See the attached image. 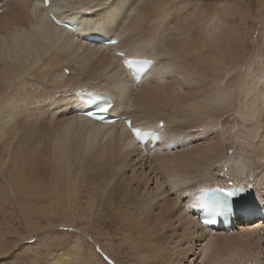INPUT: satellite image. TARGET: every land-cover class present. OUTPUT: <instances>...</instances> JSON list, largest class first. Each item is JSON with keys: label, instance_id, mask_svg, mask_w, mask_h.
I'll use <instances>...</instances> for the list:
<instances>
[{"label": "bare ground", "instance_id": "obj_1", "mask_svg": "<svg viewBox=\"0 0 264 264\" xmlns=\"http://www.w3.org/2000/svg\"><path fill=\"white\" fill-rule=\"evenodd\" d=\"M59 4L66 34L42 15ZM0 9V264H264L254 212L222 232L189 211L201 189L250 185L264 213V0ZM116 53L155 64L135 84ZM85 87L159 145L76 117Z\"/></svg>", "mask_w": 264, "mask_h": 264}, {"label": "snow or ice", "instance_id": "obj_2", "mask_svg": "<svg viewBox=\"0 0 264 264\" xmlns=\"http://www.w3.org/2000/svg\"><path fill=\"white\" fill-rule=\"evenodd\" d=\"M48 0H45V3H47ZM112 43H115V41H112ZM120 55H124L123 53H120ZM129 68H132L135 64H148L151 65L154 62L150 60H144V61H137L135 59H125L123 61ZM141 69H137V71H140ZM110 102L107 103V106H98V110L100 111H106L107 107H110ZM91 115V113H89ZM129 126L131 127V122L128 121ZM163 126V125H161ZM137 135H139V130H136ZM147 135V133H145ZM249 187H251L249 185ZM203 195L199 197L200 203L197 205L198 207H201L205 209L207 212L211 214L212 217L220 216L222 215L226 209L229 208L231 205V202L233 201V197L237 196L239 193L244 191V188L239 189H227V188H204L200 190ZM212 219H205L204 223H212Z\"/></svg>", "mask_w": 264, "mask_h": 264}, {"label": "rangeland", "instance_id": "obj_3", "mask_svg": "<svg viewBox=\"0 0 264 264\" xmlns=\"http://www.w3.org/2000/svg\"><path fill=\"white\" fill-rule=\"evenodd\" d=\"M254 9H255V7H254ZM254 9H253V10H254ZM254 11H255V10H254ZM3 231L5 232V230H3ZM122 261H124V262H125V259H123ZM124 262H123V263H124ZM19 264H21V263H19Z\"/></svg>", "mask_w": 264, "mask_h": 264}]
</instances>
